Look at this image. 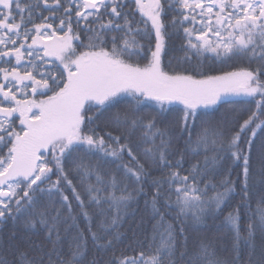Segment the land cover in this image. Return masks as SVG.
I'll return each instance as SVG.
<instances>
[{
    "label": "snow or ice",
    "instance_id": "snow-or-ice-1",
    "mask_svg": "<svg viewBox=\"0 0 264 264\" xmlns=\"http://www.w3.org/2000/svg\"><path fill=\"white\" fill-rule=\"evenodd\" d=\"M257 174L264 0H0V264H264Z\"/></svg>",
    "mask_w": 264,
    "mask_h": 264
},
{
    "label": "trees",
    "instance_id": "trees-1",
    "mask_svg": "<svg viewBox=\"0 0 264 264\" xmlns=\"http://www.w3.org/2000/svg\"><path fill=\"white\" fill-rule=\"evenodd\" d=\"M45 14H47V13H45ZM57 15H60V14L57 13ZM180 43H181V41L179 39H174L171 42L169 50H168L169 51V57L180 58L184 55V53L182 51H180ZM208 55H210V54H208ZM169 57L165 58V63H167V60ZM204 63H205V65H211L214 69H216V71H214L213 74H220L221 70H225V71L235 70L236 68L246 66V64H247V62L244 60H234L228 64H224L221 62H214L211 60H205ZM172 65H173V67L176 66L175 59H173ZM230 99L241 101V102L226 106L228 108H235L237 110V112H242L244 109L252 107V105L243 102L246 100V98H244V97H230ZM237 118H239V117H237ZM258 135H259V133H258ZM187 159L190 163H196L197 160L202 161V157H188ZM110 167H114V166H110ZM257 167H258V165H257ZM261 180H264V177H261L259 174L254 176V182H256L257 188L261 187V184L259 183V181H261ZM252 207H253V210L256 207L255 200H253ZM171 215H175V213H171ZM142 219H143V223H141ZM245 219H247V218H245ZM152 223L153 222L150 221L149 217L143 213V202L141 201L140 209L137 211L135 217H132V216L126 217L125 223L123 224V227L120 229V231L123 234H125V236L127 237L126 239H124L123 243L120 244V248H124L130 243L133 245L135 244V240L131 239L133 230H135L138 233L137 238L141 241V243H143L145 245L150 243L151 242V225H152ZM206 223L208 225V229H209L208 234L210 236H213L217 239H223V240L227 241L228 236L224 233L223 229L221 228L220 231H217V226H220V220L219 219L216 221L208 219L206 221ZM95 224H96V221L94 219L93 220V227H95ZM138 225H139V227H137ZM243 226H246V225L242 224V227ZM9 227H11V225H9ZM78 227L80 229L85 228V222L82 218H80L78 220ZM33 239L34 240H41L42 237H33ZM259 239H260L259 234H257V242H259ZM108 255H111V253H108ZM88 256H89V259H91L93 256H97V258H99V254L96 253L95 250L92 248L91 242H89Z\"/></svg>",
    "mask_w": 264,
    "mask_h": 264
}]
</instances>
